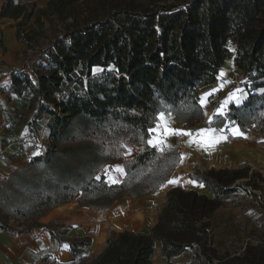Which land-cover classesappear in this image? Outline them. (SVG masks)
<instances>
[{
	"label": "trees",
	"instance_id": "1",
	"mask_svg": "<svg viewBox=\"0 0 264 264\" xmlns=\"http://www.w3.org/2000/svg\"><path fill=\"white\" fill-rule=\"evenodd\" d=\"M1 8V16L15 19L25 51L32 34L45 36L41 16L54 29L43 60L31 71L23 64L12 68L7 86L15 95L29 92L33 114L26 123L36 137L37 122L46 119L49 140L26 166L14 169L11 176L21 174L15 183L22 185L24 204L12 214L38 218L74 198L82 206L106 209L118 198L160 189L180 160L179 142L164 150L148 143L161 111L188 127L229 121L264 134V0H48L43 7L5 0ZM33 14L38 27L27 31L24 21ZM231 58L246 95L205 120L199 94ZM30 59L25 54L23 62ZM127 143L141 147L130 158ZM116 163L125 171L121 181L111 184L98 176ZM188 176L211 195L169 188L148 233L119 231L107 237L97 257L80 264H153L156 241L167 263L188 252L192 262L264 264V237L235 255L220 254L212 243L214 213L226 197L247 189L241 180L253 185L248 194L256 201L253 180L259 174L250 165L204 170L195 164ZM38 225L34 220L17 229L0 217V228L8 232ZM43 226L73 257L91 244L90 237L60 233L56 222Z\"/></svg>",
	"mask_w": 264,
	"mask_h": 264
},
{
	"label": "crops",
	"instance_id": "2",
	"mask_svg": "<svg viewBox=\"0 0 264 264\" xmlns=\"http://www.w3.org/2000/svg\"><path fill=\"white\" fill-rule=\"evenodd\" d=\"M4 1L0 0V184L12 175L15 168L26 166L31 157L44 150L49 142L46 119L37 122L36 137L31 134L26 123L33 114L29 108V92L24 90L20 95H15L7 90L12 68L23 64L25 70L29 71L32 66L23 62L25 46L16 37L15 19L1 16ZM15 1L21 4L34 2L35 7H43L48 0ZM229 70L224 64L217 72V81L203 88L199 94V104L204 108L205 120L209 121L213 113H223L229 103H241L246 95L243 89L233 86L234 77ZM161 114L163 119L160 118ZM156 121L150 129L153 131L149 133L148 143L152 140L153 143H149L151 146L164 150L179 142L180 152V160L175 170L160 189H150L140 197L118 198L110 207L98 210L82 206L74 198L51 209L44 216L35 218L41 225L30 228L28 232H8L0 228V264L89 263L104 250L107 237L115 236L123 230L148 233L157 220V213L165 201L164 193L169 188L180 185L210 196L203 184L188 176L195 164H199L204 170L219 167L234 169L246 164L257 169L254 164L264 160V134L255 132L251 126L241 129L236 123L225 121L215 126L199 122L188 127L177 121L174 113L166 111L159 112ZM172 129L179 130L180 134H172ZM233 129H239V133H235ZM201 130L213 131L202 133ZM140 148L127 143L125 157L130 158L137 154ZM102 175L107 182L114 184L122 180L125 171L121 163L107 164L98 174ZM170 180L175 182L169 183ZM239 197V193L230 195L222 205L228 200L235 202ZM217 211L212 216L211 223ZM50 222L58 223L60 233L69 238L90 237L91 244L73 257L66 245L59 246L51 241L49 230L43 226ZM13 227L20 228L17 225ZM153 254V264L156 256L162 258L163 264H174L178 257L191 253L184 252L173 256L167 263L166 258L162 257L160 243L156 241Z\"/></svg>",
	"mask_w": 264,
	"mask_h": 264
},
{
	"label": "rangeland",
	"instance_id": "3",
	"mask_svg": "<svg viewBox=\"0 0 264 264\" xmlns=\"http://www.w3.org/2000/svg\"><path fill=\"white\" fill-rule=\"evenodd\" d=\"M33 12L35 11L33 10ZM35 19L36 16L33 14L24 21V27L27 31L38 27ZM48 19L49 17L46 15L41 16L39 19L44 24L43 28L45 30V36L47 37L39 33L38 35L32 34V38L28 42V50L25 51V54L31 56V60H29L27 64L32 67H35L34 64L37 60H43L42 56L45 43L48 39L53 37L54 29L53 26L50 25V22H48ZM61 25V22L57 23L58 27ZM39 30H41V28ZM227 45L230 49L234 50L235 45L233 40H230ZM225 67H228L230 73L232 72L233 74V86L242 89L237 84V82L239 83L241 80V74L240 71H237L232 58L226 61ZM246 165L251 166V164ZM254 166H256L257 169H254L252 166L251 169L253 172L259 174V177L254 176L255 179L253 180L259 187V189L254 191L256 192V201L253 198L255 195L242 192L235 202L226 201L220 207L219 211H217L212 221L213 245L220 254L228 253L235 255L240 253L247 242H252L254 244L259 243L260 245L264 237V160L258 164L255 163ZM20 175V173L16 172L13 176H10L0 184V217L9 225H17L22 228L29 226L35 218L33 216L20 217L17 214H12L15 207L24 204V199L20 194L22 185H20V183H15ZM241 185L247 187V193L250 190H254L252 188L253 185H247L245 180H241ZM190 256L192 255H182L176 259L174 264H205L198 260L192 262ZM154 262L155 264H163V260L159 256L154 258Z\"/></svg>",
	"mask_w": 264,
	"mask_h": 264
},
{
	"label": "snow or ice",
	"instance_id": "4",
	"mask_svg": "<svg viewBox=\"0 0 264 264\" xmlns=\"http://www.w3.org/2000/svg\"><path fill=\"white\" fill-rule=\"evenodd\" d=\"M221 75L223 76L224 74L223 73H221ZM238 92L240 91V90H237ZM211 93H209V95H210ZM233 99H238V97H233ZM204 101H203V99H202V101H201V103H203ZM161 119H163V114H161V117H160ZM150 131H153V130H150ZM165 131H168L167 129H165ZM213 130H201V132L202 133H205V132H207V133H211ZM233 131L235 132V133H239V129H233ZM171 132H172V134H180L179 133V130H175V129H172L171 130ZM183 134H188V135H190V133H183ZM149 143L151 144V143H153V141L152 140H150L149 141ZM38 154V153H37ZM175 181L174 180H170L169 181V183H174ZM193 183H195V181H193Z\"/></svg>",
	"mask_w": 264,
	"mask_h": 264
},
{
	"label": "built area",
	"instance_id": "5",
	"mask_svg": "<svg viewBox=\"0 0 264 264\" xmlns=\"http://www.w3.org/2000/svg\"><path fill=\"white\" fill-rule=\"evenodd\" d=\"M237 84H238V86H240L242 89H243V91H244V84H243V81H242V79L240 80V82L238 83L237 82ZM245 92V91H244ZM245 94H246V92H245ZM240 189V188H239ZM240 192L242 193H245V194H248L249 193V191H248V193L246 192V190L244 191V190H242V189H240Z\"/></svg>",
	"mask_w": 264,
	"mask_h": 264
}]
</instances>
